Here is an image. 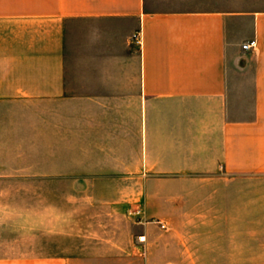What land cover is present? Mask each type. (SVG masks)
Here are the masks:
<instances>
[{"label":"crops","instance_id":"crops-1","mask_svg":"<svg viewBox=\"0 0 264 264\" xmlns=\"http://www.w3.org/2000/svg\"><path fill=\"white\" fill-rule=\"evenodd\" d=\"M257 174L264 0H0V264L241 258L160 223L196 226L179 183Z\"/></svg>","mask_w":264,"mask_h":264},{"label":"rangeland","instance_id":"rangeland-1","mask_svg":"<svg viewBox=\"0 0 264 264\" xmlns=\"http://www.w3.org/2000/svg\"><path fill=\"white\" fill-rule=\"evenodd\" d=\"M178 186L180 190L187 187V192L194 193L169 195L168 200L194 204L195 210L188 211V216L195 219L196 226H169L165 230L220 235L229 240L236 237L242 241L241 258L222 259V264H264V174L238 178H200L181 182ZM9 201L10 197L4 196L5 219L13 213ZM21 214L27 218L26 211H21ZM27 229L21 228L20 234L27 233Z\"/></svg>","mask_w":264,"mask_h":264},{"label":"built area","instance_id":"built-area-1","mask_svg":"<svg viewBox=\"0 0 264 264\" xmlns=\"http://www.w3.org/2000/svg\"><path fill=\"white\" fill-rule=\"evenodd\" d=\"M256 44H257L256 40H251V41L243 44V49H245V50L251 49V48L255 47ZM160 224H161L162 228H166L165 224H163V223H160ZM139 239H140V241H144V236H140Z\"/></svg>","mask_w":264,"mask_h":264}]
</instances>
